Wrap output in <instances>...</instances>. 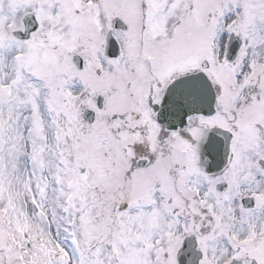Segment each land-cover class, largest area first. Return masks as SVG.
<instances>
[{"label": "snow or ice", "instance_id": "6c2138e0", "mask_svg": "<svg viewBox=\"0 0 264 264\" xmlns=\"http://www.w3.org/2000/svg\"><path fill=\"white\" fill-rule=\"evenodd\" d=\"M0 264H264V0H0Z\"/></svg>", "mask_w": 264, "mask_h": 264}]
</instances>
